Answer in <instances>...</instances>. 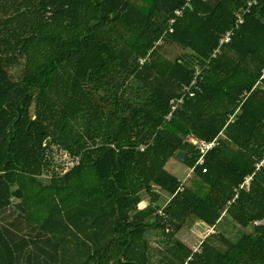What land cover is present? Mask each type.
<instances>
[{"label": "trees", "instance_id": "16d2710c", "mask_svg": "<svg viewBox=\"0 0 264 264\" xmlns=\"http://www.w3.org/2000/svg\"><path fill=\"white\" fill-rule=\"evenodd\" d=\"M248 1L0 0V264H264V0L165 120Z\"/></svg>", "mask_w": 264, "mask_h": 264}, {"label": "built area", "instance_id": "2783aa9c", "mask_svg": "<svg viewBox=\"0 0 264 264\" xmlns=\"http://www.w3.org/2000/svg\"><path fill=\"white\" fill-rule=\"evenodd\" d=\"M190 1L191 0H186L185 6H187ZM260 1L261 0H250V1H248L247 6L245 8H243L241 11L236 13L235 25L233 27H231L230 29L226 30L222 34L217 48H215L213 50V52L210 54V57L207 60V63L203 66L196 65L192 81L189 84H186L183 86L182 95L180 97L175 98L174 100H172L170 102V112L165 116L166 121L171 120L174 112L177 110V108L180 105L184 104V102L187 98H193L196 96V93L198 91H201L200 83L203 80V76H202L203 71L207 68L209 62L211 60L215 59L217 57V55L221 52L222 46L231 42L232 36H233L235 30L239 29V27L244 24L245 15L250 12L251 7H253L254 5H257ZM185 6H183L180 9L175 10L176 17L182 16V13H183ZM175 19L176 18H171L169 21V26H168L169 32L173 31L172 25L174 24ZM143 61H144L143 59L140 60L141 63ZM187 141L190 142L191 144L195 145L196 149L199 150V152H200V156L198 158V164L204 163L205 155L216 144L215 140L212 142H207L205 140L198 139L195 136H188ZM145 147H146L145 145H141L140 150L143 151L145 149ZM262 165H264V161H262L258 165V168ZM250 180H251V177H248L246 179V183H249ZM261 224H262V221L255 222V225H261ZM211 233L212 234L215 233V230H212Z\"/></svg>", "mask_w": 264, "mask_h": 264}, {"label": "rangeland", "instance_id": "374dc122", "mask_svg": "<svg viewBox=\"0 0 264 264\" xmlns=\"http://www.w3.org/2000/svg\"><path fill=\"white\" fill-rule=\"evenodd\" d=\"M12 75L17 77H20L22 75L21 73V69L20 68H15L11 70ZM55 152H56V156L58 158V160L60 161H65L67 159L65 154H61V152L57 151V148H55ZM166 169L169 172L174 173L180 180L184 181L188 176L189 173L191 172V168L188 166V164H186L183 160L178 159L177 157L172 158V160H170L167 165H166ZM188 175V176H187ZM166 196V195H165ZM165 199H162L161 202L163 203ZM202 225V223H201ZM221 227V231H226L225 235L227 237L232 238V240H236L239 237L238 232H236L235 230L231 229L230 227H232V225H229L227 222H223L222 225H220ZM188 234H184L183 239H190ZM195 239V238H194ZM202 239V238H201ZM200 237L197 238L195 240L192 239V245L193 247H197L200 244L201 241ZM222 244H219L220 248H225L224 246H220ZM224 250V249H222Z\"/></svg>", "mask_w": 264, "mask_h": 264}, {"label": "crops", "instance_id": "0c3cea01", "mask_svg": "<svg viewBox=\"0 0 264 264\" xmlns=\"http://www.w3.org/2000/svg\"><path fill=\"white\" fill-rule=\"evenodd\" d=\"M172 173V172H171ZM172 174H174V173H172ZM175 175V174H174ZM176 176V175H175ZM188 176V175H187ZM163 197L164 198H168V196H165V194H163ZM163 198V199H164ZM169 199V198H168ZM142 205V207H144L145 205H147L148 204V199H147V197L143 200V202L141 203ZM212 230H217L215 227H209V226H207V225H205V224H203L202 223V225H201V223H199V224H197L190 232H188L187 234L191 237V236H193L195 239H196V237L197 238H199L200 237V239H201V241L203 240V239H205V237H207L208 236V234H210L211 233V231Z\"/></svg>", "mask_w": 264, "mask_h": 264}, {"label": "water", "instance_id": "95a60500", "mask_svg": "<svg viewBox=\"0 0 264 264\" xmlns=\"http://www.w3.org/2000/svg\"><path fill=\"white\" fill-rule=\"evenodd\" d=\"M176 157L180 160H184L186 158V152L180 150L177 152Z\"/></svg>", "mask_w": 264, "mask_h": 264}]
</instances>
